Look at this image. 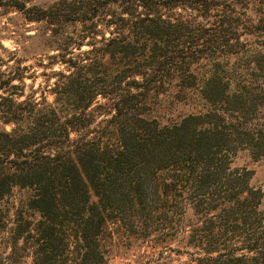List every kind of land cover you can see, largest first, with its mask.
Masks as SVG:
<instances>
[{"label":"trees","instance_id":"trees-1","mask_svg":"<svg viewBox=\"0 0 264 264\" xmlns=\"http://www.w3.org/2000/svg\"><path fill=\"white\" fill-rule=\"evenodd\" d=\"M27 2L0 7L87 32L100 25L109 36L60 60L66 73L57 72L51 102L19 99L18 66L0 71V202L26 189L24 207L37 214L13 228L9 257L19 249L30 264H100L108 220L170 223L188 206L187 243L200 249L188 264H264L263 195L247 171L229 168L239 147L264 157V0ZM203 51L209 74L188 82L184 62ZM169 73L208 107L159 126L144 113Z\"/></svg>","mask_w":264,"mask_h":264},{"label":"rangeland","instance_id":"rangeland-1","mask_svg":"<svg viewBox=\"0 0 264 264\" xmlns=\"http://www.w3.org/2000/svg\"><path fill=\"white\" fill-rule=\"evenodd\" d=\"M57 0H28L26 5L46 7ZM110 12V11H108ZM208 24L205 25L207 27ZM108 30L100 25L92 31L81 30L78 24L69 23L47 24L43 21H27L23 14L9 5L0 7V71H15L18 66L24 75L23 84L18 83L16 91L22 93L19 99L33 96L38 99L44 96L51 102L53 95L50 87L57 80V72L66 73L60 60L73 58L90 48L88 43L98 48L101 37H108ZM245 35H241L238 44L233 48L246 49ZM94 53V52H93ZM206 53V55H204ZM208 53L203 51L200 58L189 57L183 65V72L188 82H198L209 74ZM236 70L246 66L242 60L233 59ZM187 65V68H186ZM189 70V71H188ZM189 72V73H188ZM191 74V75H190ZM175 74L169 73L162 77L170 82L160 93L151 96L146 105L145 115L153 119L159 126L170 125L179 121L187 114L202 111L208 103L197 92L196 86L178 89ZM14 83H17L14 81ZM174 84V85H173ZM101 101V100H100ZM259 113L264 117V103L258 106ZM108 117V116H107ZM106 118L100 116L97 119ZM104 123L100 126H103ZM8 130L9 126H4ZM230 169L247 171L248 184L258 190L264 201V157L253 158L245 148H238L231 156ZM28 190L14 187L0 202V264L17 263L23 260L30 264V256L22 257L23 251L16 249L10 256L14 229L24 225V219L34 220L36 213L24 207ZM93 200V196L90 197ZM21 216V217H20ZM194 219L191 209L184 207V213H176L167 221H153L151 225L137 224L129 229L118 220L110 219L106 223V231L102 239L104 252L100 264H188L190 258L198 255L200 249L187 243V224ZM171 224V225H169ZM19 240L16 243L19 245ZM12 258V259H11ZM192 264V263H190Z\"/></svg>","mask_w":264,"mask_h":264}]
</instances>
